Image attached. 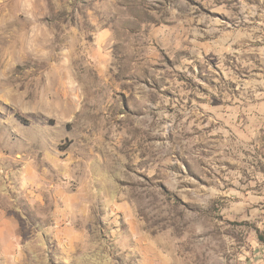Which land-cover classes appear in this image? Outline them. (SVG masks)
<instances>
[{
    "label": "rangeland",
    "instance_id": "rangeland-1",
    "mask_svg": "<svg viewBox=\"0 0 264 264\" xmlns=\"http://www.w3.org/2000/svg\"><path fill=\"white\" fill-rule=\"evenodd\" d=\"M0 264H264V0H0Z\"/></svg>",
    "mask_w": 264,
    "mask_h": 264
},
{
    "label": "trees",
    "instance_id": "trees-1",
    "mask_svg": "<svg viewBox=\"0 0 264 264\" xmlns=\"http://www.w3.org/2000/svg\"><path fill=\"white\" fill-rule=\"evenodd\" d=\"M263 240V239H262Z\"/></svg>",
    "mask_w": 264,
    "mask_h": 264
}]
</instances>
